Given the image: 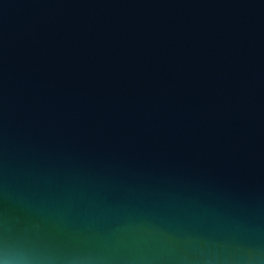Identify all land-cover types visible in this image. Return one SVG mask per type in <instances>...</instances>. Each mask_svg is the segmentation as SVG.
Listing matches in <instances>:
<instances>
[{
  "label": "water",
  "instance_id": "obj_1",
  "mask_svg": "<svg viewBox=\"0 0 264 264\" xmlns=\"http://www.w3.org/2000/svg\"><path fill=\"white\" fill-rule=\"evenodd\" d=\"M0 264H264V0H0Z\"/></svg>",
  "mask_w": 264,
  "mask_h": 264
}]
</instances>
